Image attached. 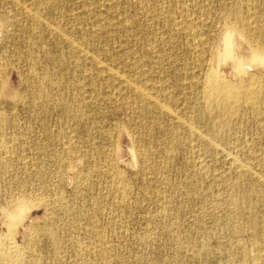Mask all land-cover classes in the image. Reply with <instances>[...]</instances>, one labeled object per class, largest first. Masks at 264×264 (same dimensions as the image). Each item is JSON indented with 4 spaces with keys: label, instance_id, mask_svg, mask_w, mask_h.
<instances>
[{
    "label": "rangeland",
    "instance_id": "obj_1",
    "mask_svg": "<svg viewBox=\"0 0 264 264\" xmlns=\"http://www.w3.org/2000/svg\"><path fill=\"white\" fill-rule=\"evenodd\" d=\"M20 1L108 70L0 0V243L21 264H264L228 202L264 184V63L223 52V12L264 27V0ZM206 75L260 97L222 138L190 108Z\"/></svg>",
    "mask_w": 264,
    "mask_h": 264
},
{
    "label": "bare ground",
    "instance_id": "obj_2",
    "mask_svg": "<svg viewBox=\"0 0 264 264\" xmlns=\"http://www.w3.org/2000/svg\"><path fill=\"white\" fill-rule=\"evenodd\" d=\"M9 2L15 7L26 9L31 19L38 20L39 23L51 33L66 42L80 60L88 61L99 71L106 72L108 70L102 60L90 48L77 39L67 35L60 27L48 22L33 8L28 5H23L20 0H9ZM223 14L232 17L234 23H236L227 25L224 30L223 52L234 64L237 72L240 74L246 70L245 63L248 60L254 63H264V27L260 25L252 27L253 25H250L245 18L244 10L236 5L225 10ZM245 32H247L248 36L255 40V42L247 43L243 53L238 54L237 52L242 49L241 47L247 40ZM253 79L254 78L249 79L248 83L241 81L238 84H234L223 80L218 83H213L210 76L206 75V79L202 86L198 92H196L197 99L191 103L190 108L197 110L202 117L206 118L209 131L221 135L224 128L231 127L232 124L230 119L233 115L240 112V105L242 103L251 106H255L259 103L260 97L256 94V87L252 83ZM11 88V85L7 83L4 84L3 94L10 96L12 94ZM137 91H139V89H137ZM153 104L155 103H152V106ZM234 126L236 125H232L233 128ZM222 137H224V135H221V138ZM72 149H76V147ZM250 182L246 185L248 194H244L245 191L243 194H239V191H236L237 185H233L231 187V196L228 202L232 207V212L235 216H238L236 218H246V227L252 233V240L258 244L263 241L262 237L257 234V229L259 227L264 229V208H260V205L264 206V184L256 185ZM248 196L253 197L249 203L247 202ZM20 204L24 207H30L34 203L30 197H24ZM16 206L14 208H16ZM48 233L51 234L52 240L55 241L56 236L53 235L54 231L52 228L48 230ZM7 235V237L10 238V235ZM8 238L4 237V240L0 243V264H21L23 261L20 257V247L8 240Z\"/></svg>",
    "mask_w": 264,
    "mask_h": 264
}]
</instances>
